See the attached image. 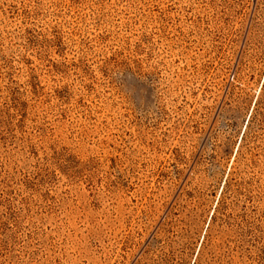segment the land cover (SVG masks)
I'll return each instance as SVG.
<instances>
[{"label":"rangeland","instance_id":"1","mask_svg":"<svg viewBox=\"0 0 264 264\" xmlns=\"http://www.w3.org/2000/svg\"><path fill=\"white\" fill-rule=\"evenodd\" d=\"M0 264H264V0H0Z\"/></svg>","mask_w":264,"mask_h":264}]
</instances>
